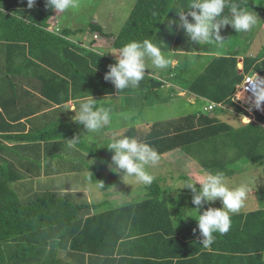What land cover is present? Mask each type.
I'll return each mask as SVG.
<instances>
[{
  "label": "trees",
  "instance_id": "obj_1",
  "mask_svg": "<svg viewBox=\"0 0 264 264\" xmlns=\"http://www.w3.org/2000/svg\"><path fill=\"white\" fill-rule=\"evenodd\" d=\"M189 2L136 0L118 34L107 33L98 24H91L89 32L114 39L115 50L131 41L150 39L162 53L190 54L197 47L207 51L210 46L190 43L182 30L169 24L170 20L179 19L176 13L187 10ZM237 2L249 9L254 5L260 17H264V0ZM45 3L46 0H36L29 8L27 0H0V55L19 53L18 59H9L6 68L14 66L38 73L46 95L59 108L58 115L71 98L93 99L98 103L104 99L132 117L131 124L115 133L149 143L161 159L168 153L182 151L201 172L221 171L227 178L241 169L242 161L253 167L264 165L261 114L257 123L239 127L205 110L179 119L135 125L138 115L134 111L171 102L174 90L167 88L164 81L145 74L139 87L118 94L114 85L104 80L108 65L115 61L106 54L81 49L69 40L73 33L68 29L52 30L50 22L55 11L46 8ZM242 34L230 26L221 30L225 42L212 52L220 57H214L194 80H184L191 94L222 104L226 109L242 111L232 102L236 86L243 80L238 73L239 56L244 49L239 40ZM243 61L244 73L253 70L264 77V47L256 58ZM186 67L184 59L177 68ZM174 77L173 81L181 76ZM15 94L18 93L12 90L6 98ZM36 113L32 109L28 118H34ZM11 119L20 121L18 117ZM54 119L45 125L34 124L26 133L0 114V139L13 144L10 147L0 140V264H264V210L231 216L229 232L215 234L214 243L205 248L196 218L179 212L173 219L169 201L173 199L166 194L171 191L155 181L145 186L142 200L108 211H102L108 203L91 204L83 193L49 189L42 177V158L36 157V153L40 156L42 152V144L46 146L44 163L48 161L45 172L49 174L53 162L58 163L57 170L65 171L81 155L91 163L87 182L103 191L120 182L118 175L108 172L113 153L107 147L97 148L86 141L69 147L67 141L82 137L70 121L54 122ZM104 130L105 127L101 132ZM21 151H28L29 156H23Z\"/></svg>",
  "mask_w": 264,
  "mask_h": 264
},
{
  "label": "clouds",
  "instance_id": "obj_2",
  "mask_svg": "<svg viewBox=\"0 0 264 264\" xmlns=\"http://www.w3.org/2000/svg\"><path fill=\"white\" fill-rule=\"evenodd\" d=\"M36 0H27V5L32 8ZM45 7L56 13H68L79 8V0H46ZM227 10V14H225ZM178 20H170L169 24H175L182 30L190 43L198 45L216 46L220 48L224 39L220 32L226 26H230L236 33L251 31L258 23H261L256 13L247 7H241L237 0H190L187 10L176 13ZM191 18V21L189 20ZM195 53V52H191ZM156 69H167L174 60L171 55L166 56L161 49L150 39L143 41H131L117 50L116 61L108 65V71L104 80L114 85L118 94L125 89H135L145 77L148 63ZM245 85L250 86L245 88ZM244 92L251 91L254 98V107L261 108L264 103V79L258 78L254 73L244 86ZM243 97L242 92H238ZM95 101H87L79 105L76 119L87 130L88 135L82 139L74 137L66 143L69 147L78 146L81 141L89 144L96 142V136L101 133L105 125L112 122L111 109L95 107ZM125 122L130 117L121 114ZM139 122H137L138 124ZM107 149L113 153L111 156L110 170L113 174L121 176L122 180H132L137 184L151 185L155 176L149 171L160 162L158 151L149 143L138 138L120 135L116 132L111 135ZM202 181H180L182 189L191 191V203L196 206L194 212L198 230L203 237L202 247L208 248L215 241V234L224 235L231 228V214H236L244 206L249 192V182L244 181L236 186H230L228 178L221 171L212 172L202 170ZM200 188H196V184ZM220 200L222 208L207 207L201 212L205 204H212ZM196 229L193 230L195 233Z\"/></svg>",
  "mask_w": 264,
  "mask_h": 264
},
{
  "label": "rangeland",
  "instance_id": "obj_3",
  "mask_svg": "<svg viewBox=\"0 0 264 264\" xmlns=\"http://www.w3.org/2000/svg\"><path fill=\"white\" fill-rule=\"evenodd\" d=\"M136 3V0H79V8L68 12L66 15H68L69 18L76 20V26L80 29V31H76L71 34L72 37H75L76 39H86L87 37H84L85 34H88L87 31H84L85 27L87 26L89 20L94 18L95 16L99 17V21L104 22L107 24V32L108 33H118L123 24L125 23L126 19L130 15L134 5ZM254 13L256 12V15L258 16L259 20L262 18L260 17L259 13H257L256 8L254 9V5L250 9ZM103 18V19H102ZM100 23V22H99ZM51 29H54V26L51 27ZM79 33V34H78ZM77 34L78 36L76 37ZM249 34V33H248ZM93 39H101V35L98 33L94 34ZM251 36H253V40L250 41V37L247 35H242V37L239 39L241 44H243V52L241 56H239V60L241 61L244 58L254 59L256 58L259 53L261 52L262 48L264 47V23L261 25L258 23L250 33ZM223 37V36H222ZM248 42V44H247ZM252 42V43H250ZM96 48L95 46H93ZM217 48L216 46H210L207 51L202 47H197L193 52L195 53H184L185 55L182 58L180 64L184 63V59L186 60L188 67H187V74L190 79H195L198 75H201L202 72H204V69L207 67V65L213 60L214 55H216L214 49ZM218 49V48H217ZM111 50V49H110ZM210 50V51H208ZM110 59L111 57H114L115 52L110 51ZM166 56L172 54L163 53ZM116 59V56L114 57ZM115 61V60H113ZM183 66V65H182ZM182 70L178 69L176 72V68H172L171 66L167 69H156L150 64L149 72L153 75L160 74V77L167 78L171 73H180ZM254 73V71L252 70ZM252 73V74H253ZM174 75V74H173ZM172 79V78H171ZM169 83H167V86ZM175 98L171 100V102H168L167 104H159L155 105L152 108L148 109H137L134 111L138 115L139 120H136L135 122H139L138 124H146L147 122H150L151 120L158 122V121H169L174 119H179L181 117H185L191 114H195L199 111H203L204 108L207 106V103L203 101L202 99L197 100V102L193 103L191 98H188L187 96H177V94H174ZM263 109L264 111V105L260 108V110ZM114 113V111H111ZM116 113V112H115ZM128 115V114H126ZM212 116H216L219 119H221L223 122L227 121L229 123H232L231 125L234 127L244 125L249 122H256V118L260 113L256 112L253 116L246 117V113L242 111H238L237 108L222 110L221 112H213L211 114ZM262 115V114H261ZM256 116V117H255ZM264 116V115H263ZM240 120L237 122H234L235 119ZM114 119V120H113ZM112 119V123L110 127L109 125H105V129L107 128V131H112L113 129L120 130V128H126L128 124L121 123L123 119H121V116H117V114L114 115ZM133 122L132 120H130ZM128 121L127 123H129ZM151 121V122H153ZM261 121H263L261 119ZM130 122V123H131ZM145 122V123H144ZM83 125H79L76 129L79 130V134L82 135V138L86 135H88L86 129H82L79 127ZM108 132H101L96 136V142L92 144H88L91 146H96L97 148H105L107 147L111 136ZM109 139V140H108ZM244 163H240V167L243 170V168H247V173H240L237 176H233L228 178L230 186H236L244 181L249 182V192L247 195L246 202L244 206L240 209V211L236 214H239L240 212H244L245 210H253L257 206L264 205L263 202H257L260 200V197H262L264 201V165L260 167H253L249 166V162L242 161ZM193 163V164H192ZM248 163V164H245ZM196 166V163L189 159V157L186 156L185 153L182 151H177L175 153H169L167 156L160 160L159 164L155 168H150L149 171L155 176L154 181L159 183L160 186L164 189H169L171 192L167 196L175 197L178 201H182L183 205L180 206L181 209L186 212L195 210V207L192 203V193L189 189H182L183 184L180 183V181L188 180L187 176L193 177L196 175V169H193L194 166ZM88 169H91V167H88ZM94 169V167H92ZM68 170L67 167L65 168V171ZM109 171L110 165H109ZM75 177H78L82 183H83V177L81 174H75ZM120 182L119 184L114 187L113 189L109 191H103L101 190L97 185L92 184L90 182H87V184L90 185V188L87 189V193L85 195V198L89 199L91 202L97 203L102 201H108L109 205L106 208H118L126 204H128L131 201H139L144 198V188L145 185L137 184L132 180H125V182L122 180L121 176H119ZM190 180V179H189ZM197 180L194 179L192 182H196ZM73 178L69 175L62 176L59 181H53L51 184H48L49 189H52L56 192H63L62 188L73 184ZM197 188V186H196ZM199 189V188H197ZM167 190V191H169ZM188 191V192H187ZM189 193V194H188ZM84 198V196H82ZM73 199V198H72ZM259 203V204H258ZM258 204V205H257ZM204 205V208L201 209L202 213L203 210H205L207 207H217L222 208V204L220 200L218 199L214 203ZM260 208V207H258ZM190 215L196 216L194 212L187 213ZM232 215V214H231Z\"/></svg>",
  "mask_w": 264,
  "mask_h": 264
},
{
  "label": "crops",
  "instance_id": "obj_4",
  "mask_svg": "<svg viewBox=\"0 0 264 264\" xmlns=\"http://www.w3.org/2000/svg\"><path fill=\"white\" fill-rule=\"evenodd\" d=\"M66 14L67 13H56L55 12L54 17H53V19L50 22L51 27L54 26V29H52V30H57L58 31V30L68 29L69 31H73V33L76 32V31H80V29L76 26V20L72 19V18H69L68 15H66ZM88 22L89 23L86 24L87 26L85 27V29H83L84 31L88 32L89 27H90L91 24H98L105 30V32H107V30H106V28L108 27L107 24H105L104 22L99 21V17L98 16H95L94 18H92ZM260 22H261L260 24L263 25L264 17H262L260 19ZM112 33H110V34H112ZM118 33H113V34H118ZM250 33H251V31L243 33L242 35L249 36L250 37L249 39H251L250 41H252L253 40V36H251ZM75 35H76V37L78 36L77 34H75ZM94 36H95L94 34H91L90 32H88V34L84 35V37H87V40H86L84 38L83 39L82 38L81 39H76L75 37H72L71 34H70L69 40L71 42L77 44L83 50L94 51L96 53L106 54L107 58H109V59H110V55H111V53H109V52L112 51V50H113V52H115L114 55L116 56L117 50H115L113 48L114 39L107 38V37H104V36H101V39H93ZM250 43H252V42H250ZM247 44H248V42H247ZM93 46H95L96 48H94ZM172 55H173L174 63L171 65V67L178 69L177 67L180 65V62L182 60L181 57H183L185 54L182 53V51L181 52H177V53H175L173 51ZM12 57L15 58V59H18L19 58V53L14 55V56H9V55L7 56L6 53L0 55V112H2L0 114L3 116V118H5V120L9 124L16 125L15 127L19 128L21 132H23V130H24V132H26V133L29 130H31V128H32V126L34 124H37L35 126L42 125L43 123L45 125V122L48 124L50 122V120H52L53 118H55L54 122H56V121L59 122V120L65 119L67 121H70V123H71L72 127L74 128L75 132L79 136L82 137V135L79 134V130L76 129L80 125V123L78 121L73 120V119H76V116H74V115H75V113L78 114L79 105L81 103H84V102H87V101H91V99L75 100V99L71 98L70 102H68V104L65 106V109H64L63 113L62 114L60 113L58 115L59 108H58V106H55L54 102L46 95L45 87H44V81H41V80L38 79L39 78L38 73H35L34 71L21 70V69L15 68L14 66H13V69H7L6 68V63H8L9 59L12 58ZM114 57H111V60H115L116 61V59ZM214 57H220V55H214ZM243 60L244 59H242L241 61L239 60V63H238V73L240 75H242L243 80H242V82L240 84H238L236 86V91H237V87H239V86H241L243 84V81H244V79L246 77L253 76L254 73L256 75H258V76H261L260 74L256 73L255 71H254V73L250 72L249 74L244 73V61ZM147 63H148V67H147V70H145V74H148L150 77L157 78L159 80L164 81V83L166 85H167V83H169L167 88L171 87L174 90V94H177V96H179V95H181L182 97L183 96H187L188 98L192 99L193 103L197 102V100H199V99L200 100L202 99L203 101H205L207 103V106L204 108V110L208 107L209 103H211V101H209V100H206L204 98H200V97L190 93L189 89L186 86L187 84H186V82H184V80L187 81V80H194V79H190L188 77L187 67L184 68L180 73H173L175 75H180L181 76L179 79H176V80L173 81V78L175 79V77H174L175 75L173 76L172 73L170 74V76H172L171 77L172 79H170V80H169L170 76H168L167 78H164L162 76L160 77V74H157L156 76L151 74L149 72L150 62H147ZM252 69H254V68H252ZM167 88L165 90L166 93H167ZM12 90L17 92L18 94H15L14 95L15 97L6 98V94L8 92H11ZM1 99H4V101H7L8 103H2L3 100H1ZM232 102H233V99H232ZM114 106H115V108H114ZM114 106H113V104L108 103L104 99L99 100V103L98 102L95 103V107H97V108L104 107L106 109H111V111H115L116 112L117 116H121V114H124L122 112L121 107L119 108V106L118 107L116 105H114ZM17 109L19 110V112H15L14 113V111L17 110ZM32 109H34V111H36L37 113L33 116L34 118H31V117L28 118L29 111H31ZM8 111H10V112H8ZM12 113H14V114H12ZM257 113L262 114V116L264 115L263 109H261V112H257ZM135 115L137 116L136 113H135ZM13 117H15V118L18 117L20 119V121H13L11 119ZM136 118H137L136 120H139L138 117H136ZM131 119H132V117H130V120ZM239 120H240V118L239 119H235L234 122L238 123ZM151 121H153V120H151ZM151 121L147 122L146 124L147 125H151V124H153L155 122V121H153V122H151ZM123 122H124V124H131L132 123L131 121H130L131 123L130 122L127 123L124 120H122L121 123H123ZM224 122L229 123L227 121H224ZM257 122H258V117L256 118V123ZM229 124L231 125L232 123H229ZM246 124H248V123H246ZM135 125H144V124H137L135 122ZM110 126L111 125H109L108 127H110ZM237 127H239V124L237 125ZM80 128L85 129L84 126H80L79 129ZM124 129L125 128L123 127V128H120V130L113 129L112 131L108 132L107 128H106L103 132H108V133H110L109 136H111L113 133H115V131H122ZM0 140L5 145H8L10 147L13 146V144L8 142L7 140L6 141L2 140V139H0ZM41 146H42L41 147L42 148V150H41L42 152L40 153V156H39V153H36V157H38V158L41 157L42 158V162H43V166H44V169L42 171L43 180H45V182H47L48 184H51L53 181H56V180L58 182L59 179L62 176L70 174V177L73 178V182L74 183L62 188V191H64V192H73L75 194L83 193L84 195H86L87 189L90 188V185L87 184V181L85 180L86 175L91 170V169H88V167H90V165H91L89 159L86 156L84 157V156L79 155L78 162L76 164L73 163V165L71 163L68 166V168H67L68 170H66V171L57 170L56 166H57L58 163L57 162L56 163L53 162L54 163L53 171L49 174L48 172H45L46 165H47L48 161H46L44 163V160H45V157H46L45 156L46 155V152H45L46 151L45 150L46 146L43 145V144ZM175 152H177V151H174V152H171V153H175ZM21 154L23 156H24V154L29 156V152L28 151H24V153L21 151ZM189 159H191V158H189ZM16 165L19 166L18 163ZM193 166H194L193 169H196V171H197L196 175L193 176V177L187 176L185 178H187L188 180L190 179L191 181L192 180L194 181V179H196L197 180L196 182H201L202 181L201 169H199L195 165H193ZM19 169H20V166H19ZM246 169L247 168H243V170L242 169L238 170L234 174V176L239 175L241 172L246 174L247 173ZM108 172H110L109 168H108ZM75 174H81L82 175L83 183L78 177H75ZM195 186H197V188H200V185L198 183ZM174 198L175 197H172L173 200L169 199V201H170V212H171V216L173 217V219H176V217H177L179 212L183 213L185 216H192V217L197 218L194 215L185 214L186 212H188V210H186V212H184V210L180 208V206L183 205L182 201L179 202L177 199H176L177 201L176 200L174 201ZM261 199H263V198L260 197V200L257 201V202H263L264 203V201L261 200ZM87 200L91 204H101V203H104V202L109 204L108 201H102V202L94 203V202H91L88 198H87ZM123 206H124V204H123ZM209 206H211V205H209ZM106 207H108V206H106ZM106 207L102 211H108V210L114 209L112 207H110V208H106ZM258 207H260V208H258ZM118 208H120V207H118ZM215 208H217V207H215ZM258 210H264V205L257 206L253 210H248L247 209L244 212H240L239 214L240 215L241 214L247 215L248 213H251V212H254V211H258ZM239 214H232L231 216L239 215Z\"/></svg>",
  "mask_w": 264,
  "mask_h": 264
},
{
  "label": "built area",
  "instance_id": "obj_5",
  "mask_svg": "<svg viewBox=\"0 0 264 264\" xmlns=\"http://www.w3.org/2000/svg\"><path fill=\"white\" fill-rule=\"evenodd\" d=\"M253 76H249L246 77L243 81V84L239 87H237V91L233 97V103L236 104L239 108H241L245 113H246V117L249 116H253L254 113L256 112H261L260 109H256L253 105H254V98L252 97V92L249 90L247 92H244V89H240L244 86V84L247 82V80L249 78H251ZM258 78H262L264 79V77L258 76ZM250 86L245 85V88H249ZM242 92L243 93V97L241 95L238 94V92ZM264 105V103L261 104ZM216 109H223L226 110V107L222 104H217V103H209L208 107L205 109L206 112L211 113L214 112ZM250 123V122H249Z\"/></svg>",
  "mask_w": 264,
  "mask_h": 264
}]
</instances>
